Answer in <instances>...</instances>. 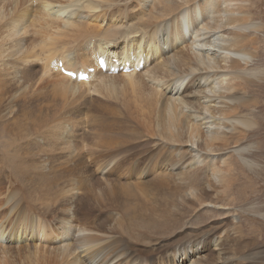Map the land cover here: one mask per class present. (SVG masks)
I'll return each mask as SVG.
<instances>
[{
    "label": "bare ground",
    "instance_id": "bare-ground-1",
    "mask_svg": "<svg viewBox=\"0 0 264 264\" xmlns=\"http://www.w3.org/2000/svg\"><path fill=\"white\" fill-rule=\"evenodd\" d=\"M116 1L0 0V124L7 134L0 158L15 159L10 170L31 179L33 170L45 171L37 189L0 191V198L14 197L8 208L17 222L30 209L39 216L26 219L29 228L12 229L0 218V264H41L50 255L64 264H100V258L106 264H209L202 254L208 246L217 249L225 231L220 220L196 232L192 243L182 242L181 234L156 242L147 230L152 224L147 217L173 212L179 223L182 208L193 205V199L200 208L213 207L232 189L233 156L223 152L255 126L252 115L242 109L258 101L249 92L250 84L264 80V69L250 63L257 56V37L251 34L264 25L253 19L248 0ZM30 32L41 34L39 44L48 53L42 63L29 60ZM176 38H185L181 49ZM110 43L130 48L140 43L142 71L122 73L114 60L120 51ZM55 44L61 48L54 58ZM150 49L157 51L148 53ZM98 55L115 74L99 69ZM59 56L73 73L89 67L94 71H87L86 80H79L78 73L73 78L58 67ZM48 101L62 106L52 137L46 140L40 137L42 130L35 135L20 129L21 118L45 112ZM85 134L97 151L78 150ZM149 142L153 145H145ZM247 145L241 152L233 150L242 161L240 153L252 146ZM163 151L174 161L172 166L186 165L184 157L214 165L210 183L189 185L179 194L180 176L170 169L159 174ZM22 155L38 161L28 163ZM199 155L204 156L195 158ZM49 162L67 170L61 188L54 184L62 177L54 175ZM94 183L102 188H93L89 198L88 187ZM236 220L229 219L231 234L244 238ZM191 230L183 228L187 235ZM211 234L218 236L206 237ZM221 259L227 260L223 254Z\"/></svg>",
    "mask_w": 264,
    "mask_h": 264
},
{
    "label": "rangeland",
    "instance_id": "rangeland-1",
    "mask_svg": "<svg viewBox=\"0 0 264 264\" xmlns=\"http://www.w3.org/2000/svg\"><path fill=\"white\" fill-rule=\"evenodd\" d=\"M248 1L250 3L248 10L253 16V19L256 20L257 22H261L264 25V0H248ZM116 2L115 3L117 5L127 4V3L134 4V0H118ZM160 27L164 28L161 25ZM40 36L41 34H32L30 32L27 35L28 40L26 42L27 53L30 57L29 60H32L38 63L44 62L46 59L45 57L48 55V53L42 50L39 44ZM251 37H257V39L254 42L255 45H257V56L250 63L251 65L256 66L260 69H264V28L261 31H258L257 33H252ZM184 39L185 38H182V39L176 38V41L181 42V43L177 42L176 46L178 48L180 47L181 49L182 42L184 41ZM54 47L57 48L55 55H54V58H55L60 53L61 45L55 44ZM145 51L147 52L146 48H145ZM153 51H157V50L152 49L151 51L149 50L148 53H153ZM193 82L194 81H190L189 84L192 83L193 85ZM48 89L54 92L51 81H48ZM191 90L192 92H194L195 89H191ZM249 92L258 101H256V104H254L252 107L249 105L244 107L242 109V113L251 114L255 122V126L252 129L247 131L248 133L245 139L243 141H240L241 143L239 142L237 144L238 146L234 145L233 147V145H231L228 150H225L226 152H223V153H228L231 156H233L232 162L234 164V170L230 172L234 180L231 183V187L229 186L230 189L231 188L232 189L230 190L229 193H227V197L224 196L222 198H219L218 201L216 200L213 207L204 206L202 208H200L198 202L192 198L194 201V204L191 206L185 205L184 208H182L179 223L178 221L176 222L177 220L176 212H175L176 213L175 216L172 214L173 212L169 213L166 211H162L160 212L161 213L160 216H163L162 218L161 217L158 218L157 216V217H153L150 219L149 217H147V219L150 220V222L152 223L148 225L147 230L151 231V234L156 235L155 237H151L152 239H154V241L159 242V240L161 239L163 242V239L169 238L170 235L181 234L182 242L192 243L196 240L195 233L200 232L201 228L202 229L205 228V230H208L209 227L218 224L221 220L222 222L221 225L223 226L224 224L223 230L225 231H223V233L221 234L220 240L218 239L219 241H218L217 249H212V247L208 246V248H206L207 250L205 249L204 253L202 254L204 257L209 258V264H264V80H259V81H256V83H251L249 86ZM42 94L46 96L48 99L53 98L47 92H43ZM93 95L98 96L97 94H94V93ZM58 103H59L58 101H54L53 103L52 101L51 103L50 101L44 102V105L47 106V109L45 112L40 113L36 117L31 116L26 119L22 117L20 121V129L28 131V132H35V135H38L39 132L42 130L40 137H43L46 140L50 139L54 132L53 126L56 123V121L61 117L59 116V111L61 110L59 108H62V106L60 103L59 104ZM57 107H58V110H55L57 109ZM120 129H123V128H118L116 131H119ZM5 134L6 132L4 133L3 131V125L0 124V144H2V141L6 140L7 138V134L6 135ZM136 135H137V138L141 136V134L137 132H136ZM87 139L90 142L93 141L91 137H89V134H85L84 138L80 139L79 144L76 145L78 150L80 149L79 151L87 153V151L89 150L87 149L88 147L91 150H94L93 149L94 145L89 144ZM136 141H139V140H135L134 142ZM151 143L152 142H149L145 145L152 146L153 144ZM246 144L248 145L251 144L252 148L250 147L249 151L240 153V155L243 156L242 159L244 161H242L241 159L237 157V155L233 152V150L237 148V149H240L238 150V152L239 151L241 152L242 149L246 147ZM134 146L136 147V145ZM154 147L156 149L158 148L157 145ZM30 151L28 153H30ZM94 151H97V150H94ZM185 151L186 153H189V151L188 152L187 150ZM219 153H221V151ZM26 155H22V156H26ZM162 156H163V165H162V168L159 174L165 173V170L170 169L173 173H175L176 177H179V176L181 177L183 175V178L186 181V183L190 182L189 185H193L194 182H198L201 186L203 185L202 187L207 185L202 182V178H201L202 173L197 172L195 168L196 166L199 165L198 162L191 160V165L188 164L190 168H187L186 170H180L178 167L172 166L174 161L169 160L170 156L165 151H163ZM84 158L85 157L83 156V159ZM24 159H26L28 163L38 161V159L35 156H31V157L26 156L24 157ZM64 159L74 160L71 158H64ZM14 161L15 159L11 157L0 158V171L2 170V173L0 172V191H4L5 188L12 189L14 191H21L24 189H27V190L37 189L42 178L45 175V171L41 169L39 172H34L33 170V173L35 174V179H31L27 175H20L19 173H16L10 170V167L13 165ZM246 161L248 162L251 161V162L247 164ZM48 164H50L51 168L54 169L53 172L57 178L62 177L60 180H57L56 183L54 184V185L57 184L56 185L57 188H61L64 185L63 180L65 179V176H66L65 171L67 170L61 165V163L59 164V166L55 165L54 163H50V162ZM90 168H92V165L90 166ZM56 171H57V174H56ZM154 173L158 174V172H154ZM230 173L229 172L227 173L228 177H230ZM82 174L83 173L81 172V175ZM88 188L91 190L89 192L90 193L89 198H90L93 193V190L102 188V186L100 187V185L98 186L97 183H94V185ZM186 191L187 189L185 185L182 184L180 187V193H183ZM13 198L14 197L10 195L0 198V218H4V220H6L7 229H12V228H17V227L29 228L31 225H25L24 223L26 219H30V218L38 219L39 216L35 213L32 214L31 209H30L28 212L23 213L21 215L23 216V218L20 219L19 222H17L15 218L13 217L14 214L11 213V207H10V210L8 208L9 204L13 202ZM24 198L26 200L27 196H24ZM32 206H34V202H32ZM192 206L194 207V209ZM223 206H227V207L230 206L229 210L224 208ZM234 214L237 215L236 217L239 218V220H236L235 216H231ZM105 215L106 214H104V216ZM150 216L152 217L154 215H150ZM163 218H168V219L161 221L163 223L162 224L160 220ZM229 219L233 221L236 220L237 224H239L242 227L243 232H241V236L244 238H237L235 237V234L233 233L231 234L232 230H231V227L229 226L231 224L229 222ZM175 222L177 225L175 224ZM0 224H3V222L0 221ZM186 226L188 228L195 229V230H191L193 232H188V235H187L183 231V228ZM166 228H169V229H166ZM142 229L145 230V228H142ZM108 232H110V230H108ZM214 235L212 234L209 236L206 235V237L212 239L213 237L216 238L218 236V235H215V236ZM39 238H40L39 236H36L37 240H40V241L44 240L43 238H40V239ZM200 245H202V243L197 245L198 249L201 247ZM2 247L3 245H0V250L2 249ZM221 248H222V253H221ZM83 251L84 253L83 252L82 253L85 255V258L90 261L92 258L90 257L88 259V257H86L87 256L86 251L84 249ZM222 254L223 256L227 258V260L221 259V261H218L219 260V259L217 260L218 256L221 257ZM95 258L93 259L99 260V257L98 258L95 257ZM105 259H107V257ZM7 260H10V257H7ZM99 261H100V264H106V262L103 263V261H101V258ZM47 262L48 264H64L63 259L60 257H57L56 255H50L47 261H43L41 264H46ZM178 264H181V263H178Z\"/></svg>",
    "mask_w": 264,
    "mask_h": 264
},
{
    "label": "clouds",
    "instance_id": "clouds-1",
    "mask_svg": "<svg viewBox=\"0 0 264 264\" xmlns=\"http://www.w3.org/2000/svg\"><path fill=\"white\" fill-rule=\"evenodd\" d=\"M199 156L202 157V155H199ZM199 156H197V157L200 158ZM184 158H185L187 164L184 165V166H181V167L176 166L180 170H186L187 168H190L188 166V164H191V160H194V158H192V157H184ZM197 162H198L199 165L196 166L195 168H196L197 172L202 173V176H201L202 182L205 183V184L209 183L211 178H212V176H213V174H214L215 166L210 164V163H207V162H203V163H201L199 161H197ZM179 178H181V180H178V182H179V184H178V193L180 192V187H181L182 184L185 185V187H186V189L188 191L189 190L188 186H189L190 182L186 183V181L184 180L183 177H179ZM193 185H197L198 188H201L203 186V185L201 186L198 182H194ZM178 263H181V261H179Z\"/></svg>",
    "mask_w": 264,
    "mask_h": 264
}]
</instances>
